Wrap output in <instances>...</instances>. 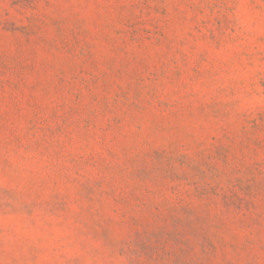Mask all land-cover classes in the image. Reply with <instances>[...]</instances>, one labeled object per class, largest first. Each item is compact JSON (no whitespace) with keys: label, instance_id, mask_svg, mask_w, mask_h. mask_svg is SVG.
I'll return each mask as SVG.
<instances>
[{"label":"rangeland","instance_id":"obj_1","mask_svg":"<svg viewBox=\"0 0 264 264\" xmlns=\"http://www.w3.org/2000/svg\"><path fill=\"white\" fill-rule=\"evenodd\" d=\"M0 264H264V0H0Z\"/></svg>","mask_w":264,"mask_h":264}]
</instances>
